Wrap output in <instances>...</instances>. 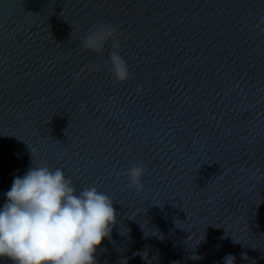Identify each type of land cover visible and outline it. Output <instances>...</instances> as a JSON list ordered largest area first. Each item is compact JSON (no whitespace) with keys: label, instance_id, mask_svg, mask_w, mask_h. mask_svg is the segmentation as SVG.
I'll return each instance as SVG.
<instances>
[{"label":"water","instance_id":"95a60500","mask_svg":"<svg viewBox=\"0 0 264 264\" xmlns=\"http://www.w3.org/2000/svg\"><path fill=\"white\" fill-rule=\"evenodd\" d=\"M262 18L264 0H0V209L34 159L114 201L97 264H264ZM99 21L125 83L111 41L82 48ZM139 162L138 193L120 173Z\"/></svg>","mask_w":264,"mask_h":264},{"label":"clouds","instance_id":"9594fccd","mask_svg":"<svg viewBox=\"0 0 264 264\" xmlns=\"http://www.w3.org/2000/svg\"><path fill=\"white\" fill-rule=\"evenodd\" d=\"M260 23L264 24V18ZM109 41V70L118 82L125 83L132 74L121 55L114 25L94 24L82 39V48L103 52ZM141 90L138 85L137 93ZM145 174L143 162L120 173L127 178V186L138 193L144 190ZM5 196L0 209V259L11 264H97L96 252L104 239L111 238L117 223L111 197L94 186L77 194L71 177L61 168L37 165L34 159L25 175L13 179ZM224 264H235V257L227 255Z\"/></svg>","mask_w":264,"mask_h":264}]
</instances>
